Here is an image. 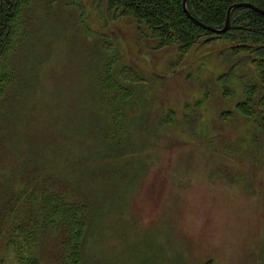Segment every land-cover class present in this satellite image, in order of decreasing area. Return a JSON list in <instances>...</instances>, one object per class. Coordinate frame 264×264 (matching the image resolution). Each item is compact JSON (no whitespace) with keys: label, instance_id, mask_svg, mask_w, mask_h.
Instances as JSON below:
<instances>
[{"label":"rangeland","instance_id":"obj_1","mask_svg":"<svg viewBox=\"0 0 264 264\" xmlns=\"http://www.w3.org/2000/svg\"><path fill=\"white\" fill-rule=\"evenodd\" d=\"M41 1L50 8V0H31L24 16L29 35L18 60L32 71L14 128L21 151L86 165L94 147L96 154L104 148L108 123L94 111L99 95L91 87L107 57L108 37L100 30L113 37L120 59L146 77L136 90L145 129L117 133L139 149L128 152L132 169L118 177L117 190L104 186L110 203L93 250L115 259L124 248L141 249L147 264H264V141H253L254 125L244 118L220 120L221 111L233 109L243 95L234 80L235 97H222L216 78L225 66L218 46L196 49L173 67L176 49H153L154 40L142 37L132 18L104 27L91 0H84L87 22L96 27L87 30L75 23L77 12L64 6L66 0H53L57 20ZM170 109L176 122L162 125ZM53 243L48 237L44 248ZM48 254L41 248L38 256L45 261ZM4 261L17 264L13 252Z\"/></svg>","mask_w":264,"mask_h":264},{"label":"trees","instance_id":"obj_2","mask_svg":"<svg viewBox=\"0 0 264 264\" xmlns=\"http://www.w3.org/2000/svg\"><path fill=\"white\" fill-rule=\"evenodd\" d=\"M240 2L264 9V0H187V8L203 24L220 29L226 24L230 6ZM91 3L104 27L132 18L140 35L154 40L153 49L175 48L173 67L181 65L196 49L218 46L217 54L225 66L216 78L222 85V97L226 100L235 97L234 80L240 82L243 95L233 109L221 111L220 120L244 118L254 125L257 135L253 141L257 144L264 141L263 13L247 6L235 7L230 28L216 33L196 23L185 11L183 0H91ZM30 4L31 0H0V156L6 162V174L0 177V264H4L10 252L17 264H147V254L141 249L124 248L115 259L104 258L100 250H93L94 244L101 243L103 216L110 203L111 194L105 198L104 186L108 183L109 192L117 190L113 185L118 183V177L132 169L126 161L128 152L139 149L131 146V137L125 135L122 139L117 133L132 135L145 129L142 123L145 113L138 103L142 95L136 90H140L139 85L146 77L136 66L122 61L113 37L98 29L108 37L103 43L107 57L103 58L104 68L93 76L91 87L99 95L100 107L96 104L94 111L108 123V133L102 140L104 148L96 154L94 147L86 165L55 162L41 153L21 151L14 128L21 95L29 89L32 71L23 69L18 60L20 46L29 35L24 16ZM39 4L45 5L47 16L55 20L60 17L53 0L49 9L44 1ZM64 6L76 10L77 25L96 28L87 22V2L66 0ZM9 55H13L12 60ZM240 70L245 73H239ZM128 96H134L131 102ZM206 96L198 99L196 105H202ZM175 118V110L170 109L161 124L174 123ZM196 119L195 116L188 122ZM53 146L57 145H50ZM260 147L263 148L261 144ZM235 158L244 160L246 156L238 154ZM52 236L54 243L45 249L43 243ZM41 248L50 253L45 261L38 256Z\"/></svg>","mask_w":264,"mask_h":264},{"label":"water","instance_id":"obj_3","mask_svg":"<svg viewBox=\"0 0 264 264\" xmlns=\"http://www.w3.org/2000/svg\"><path fill=\"white\" fill-rule=\"evenodd\" d=\"M183 5H184V9L185 11L189 14V11H188V8H187V0H183ZM240 6H247V7H251L253 9H255L256 11L260 12V13H263L264 14V9L263 8H259L257 6H255L254 4L250 3V2H240V3H235L233 5L230 6L229 10H228V14H227V20H226V24L223 28H220V29H215V28H212V27H209L205 24H203L202 22H200L199 20H197L196 18H194L193 16H191V18L198 24L200 25H203L205 27H207L208 29L216 32V33H223L225 31H227L230 26H231V11L232 9H234L235 7H240Z\"/></svg>","mask_w":264,"mask_h":264}]
</instances>
